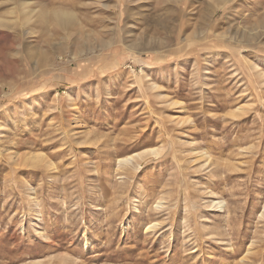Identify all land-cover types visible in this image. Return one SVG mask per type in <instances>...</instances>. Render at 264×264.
<instances>
[{
    "label": "rangeland",
    "instance_id": "1",
    "mask_svg": "<svg viewBox=\"0 0 264 264\" xmlns=\"http://www.w3.org/2000/svg\"><path fill=\"white\" fill-rule=\"evenodd\" d=\"M37 263L264 264V0H0V264Z\"/></svg>",
    "mask_w": 264,
    "mask_h": 264
},
{
    "label": "bare ground",
    "instance_id": "2",
    "mask_svg": "<svg viewBox=\"0 0 264 264\" xmlns=\"http://www.w3.org/2000/svg\"><path fill=\"white\" fill-rule=\"evenodd\" d=\"M229 0H216V3L218 4V6L222 7L226 2H228ZM28 10V9H27ZM31 11V13L33 14L34 12H36L35 9H31L29 10ZM56 12V11H54ZM30 13V12H29ZM41 13V11L39 12ZM57 15V17H59V21H60V25L61 26H67L68 21L73 17L71 13L67 12V11H63L60 13H54ZM32 16V15H31ZM40 17L43 18V14L41 13ZM58 19V18H57ZM160 45V44H159ZM135 46V45H134ZM153 152L156 150H152ZM37 156V155H36ZM143 157V155L141 153H135L132 156H127V157H122L119 158L118 161L121 165H131L134 161H136V159H141ZM135 163V162H134ZM214 206L218 207L219 209L222 208L224 206V201L220 200V201H214ZM252 252V251H251ZM250 253V252H248ZM249 257V255H248ZM247 258V255L244 257V259ZM38 264V263H37Z\"/></svg>",
    "mask_w": 264,
    "mask_h": 264
}]
</instances>
